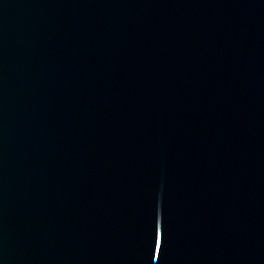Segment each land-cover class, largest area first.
<instances>
[{"label":"water","instance_id":"95a60500","mask_svg":"<svg viewBox=\"0 0 264 264\" xmlns=\"http://www.w3.org/2000/svg\"><path fill=\"white\" fill-rule=\"evenodd\" d=\"M0 264H264V0H0Z\"/></svg>","mask_w":264,"mask_h":264}]
</instances>
